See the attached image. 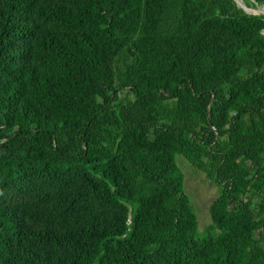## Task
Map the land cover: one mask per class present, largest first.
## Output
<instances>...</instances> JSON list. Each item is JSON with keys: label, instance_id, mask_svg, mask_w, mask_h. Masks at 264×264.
I'll return each instance as SVG.
<instances>
[{"label": "trees", "instance_id": "obj_1", "mask_svg": "<svg viewBox=\"0 0 264 264\" xmlns=\"http://www.w3.org/2000/svg\"><path fill=\"white\" fill-rule=\"evenodd\" d=\"M0 264H264V15L0 0Z\"/></svg>", "mask_w": 264, "mask_h": 264}, {"label": "rangeland", "instance_id": "obj_2", "mask_svg": "<svg viewBox=\"0 0 264 264\" xmlns=\"http://www.w3.org/2000/svg\"><path fill=\"white\" fill-rule=\"evenodd\" d=\"M235 2L251 14L264 15V6L258 5L260 8L250 11L246 9L247 0H235ZM175 162L183 174V187L197 217L198 231L202 232L204 227L210 223L209 206L217 196V187L202 172L196 171L181 155L175 156Z\"/></svg>", "mask_w": 264, "mask_h": 264}, {"label": "crops", "instance_id": "obj_3", "mask_svg": "<svg viewBox=\"0 0 264 264\" xmlns=\"http://www.w3.org/2000/svg\"><path fill=\"white\" fill-rule=\"evenodd\" d=\"M242 1H243V0H242ZM256 8H260V6H259V7L256 6L255 9H256ZM246 9H248V10H250V11H254V9H252V8H247V7H246ZM261 10H263V9H261Z\"/></svg>", "mask_w": 264, "mask_h": 264}, {"label": "water", "instance_id": "obj_4", "mask_svg": "<svg viewBox=\"0 0 264 264\" xmlns=\"http://www.w3.org/2000/svg\"><path fill=\"white\" fill-rule=\"evenodd\" d=\"M243 8V7H242ZM244 9V8H243ZM245 10V9H244ZM246 11V10H245ZM247 12V11H246ZM249 13V12H248Z\"/></svg>", "mask_w": 264, "mask_h": 264}]
</instances>
